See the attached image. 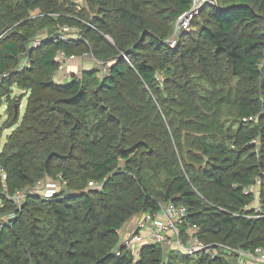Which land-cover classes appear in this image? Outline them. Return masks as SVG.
<instances>
[{
	"label": "trees",
	"instance_id": "obj_1",
	"mask_svg": "<svg viewBox=\"0 0 264 264\" xmlns=\"http://www.w3.org/2000/svg\"><path fill=\"white\" fill-rule=\"evenodd\" d=\"M76 1L0 0V264H240L225 247L264 251V0H217L175 47L192 0ZM73 29L82 37L63 40ZM59 53L105 66L60 85ZM48 180L51 198L14 200ZM162 206L184 207L182 239L195 227L218 253L144 244L137 259L119 232Z\"/></svg>",
	"mask_w": 264,
	"mask_h": 264
},
{
	"label": "built area",
	"instance_id": "obj_2",
	"mask_svg": "<svg viewBox=\"0 0 264 264\" xmlns=\"http://www.w3.org/2000/svg\"><path fill=\"white\" fill-rule=\"evenodd\" d=\"M193 5L189 12L185 13L183 16L180 17L179 20L183 18H190V15L198 14L203 7L207 6H214L218 5L217 0H192ZM66 32H69V28L66 27ZM72 36L69 34L62 35V39L67 41L68 39H71ZM180 35L176 33L170 40V45L172 47H175L179 42ZM41 40H37V42L34 44V47L38 46ZM71 59V58H69ZM69 59L64 55V53H59L55 61L60 64L59 73L55 77V81L57 84L63 85L70 81L71 74L67 73L65 66L69 63ZM28 65V57L23 62V66ZM6 77V76H3ZM3 79V78H2ZM1 81V78H0ZM0 176H3L5 178V173L3 169H0ZM262 184L261 179H257L254 185H251L247 190L248 193H255L257 196L259 195V187ZM42 190L38 191H23L18 193L14 200L16 203L21 204L25 198H27L30 194L32 195H40L41 197H44L45 199H49L52 197L51 193L44 194ZM259 206V202L257 199L256 207ZM187 215V210L184 207H175V206H162V210L159 214L156 215L155 218H151V216H147L148 219L152 220V234H150V241L153 242L154 245H160L162 247L172 248V250H175L177 252H180L182 254L186 255H194L197 253H200L202 251H206L208 255L214 256L218 253L217 250L209 249L207 246H204L201 244L198 239L196 238L197 229L195 227L189 228L188 233V240L184 241L181 237L180 222L185 219ZM139 230V229H135ZM142 229H140L141 231ZM133 232L129 239H124L122 241V245L126 247L129 250H132V252L135 254L136 258L139 257V253L137 252V245L140 244H150L145 243V241L142 239L141 232ZM140 248V247H139ZM225 249L228 252H232L239 255L240 264H264V251L261 249H258L256 253L252 254L249 252H245L243 250H234L229 247H225ZM117 255H120V252H117Z\"/></svg>",
	"mask_w": 264,
	"mask_h": 264
},
{
	"label": "rangeland",
	"instance_id": "obj_3",
	"mask_svg": "<svg viewBox=\"0 0 264 264\" xmlns=\"http://www.w3.org/2000/svg\"><path fill=\"white\" fill-rule=\"evenodd\" d=\"M218 2V1H217ZM76 4L81 5L83 4V0H79L76 1ZM206 7H203V9L198 13V14H193L190 15V18H183L181 20H178L177 24H176V31L178 35H183V34H191V32H195L197 27H193V20L196 18V16H198ZM70 35L72 36V38H80L82 37L79 33L78 30L73 29L72 33H70ZM105 65L99 61H97L93 55L89 54V55H85L84 57H78V58H71L69 59V63L65 66L67 73H70L71 76H73L74 74L80 76L81 73L84 71V68L86 70L88 69H92V68H98V69H102ZM23 95V91L18 89V88H13V94H12V99L15 102H19V100H21ZM5 101V100H4ZM27 105V97L23 99V101L21 102V115H20V119L23 117L25 111H26V106ZM8 120V110H7V102L5 101L2 105L0 104V128L2 127V125ZM12 129L6 130L4 132L2 141H1V146L4 145V143L7 140V137L9 135H11ZM60 184L58 183H53L51 180L47 181V184L45 185V188L42 189V192L44 194L47 193H53V192H60ZM41 192V193H42ZM140 221V218L138 219ZM138 223V222H137ZM150 223L152 224V220L148 219V217L144 218V222L143 224L146 225H150ZM130 225H133L132 221L130 220L129 222H127V224L124 226V230L121 231L120 235L124 238L126 237V239H129L132 232H139L140 230H135V228L130 229V230H126L125 228ZM1 227V225H0ZM143 239V238H142ZM149 239V238H147ZM145 241V239H143ZM146 243V241H145ZM144 244H140L137 245V252H140V249L142 248ZM140 247V248H139ZM168 249V248H167ZM168 251V250H167ZM168 254V253H167ZM138 259V258H137Z\"/></svg>",
	"mask_w": 264,
	"mask_h": 264
},
{
	"label": "crops",
	"instance_id": "obj_4",
	"mask_svg": "<svg viewBox=\"0 0 264 264\" xmlns=\"http://www.w3.org/2000/svg\"><path fill=\"white\" fill-rule=\"evenodd\" d=\"M84 70H86L85 68H84ZM5 144V143H4ZM140 218V221L138 220ZM144 218H145V216L144 215H138V216H135L133 219H131V221H132V223H133V225H130L129 227L127 226L125 229L128 231V230H130V229H133V228H137V229H142L140 232H141V235H142V238L143 239H145V241H146V243H150V244H153V242L152 241H150L149 239H151L150 238V234H152V232H153V230H152V225H146V224H143V222H144ZM138 222V223H137ZM133 227V228H132ZM124 230V228L121 230V231H123ZM121 231L119 232V233H121ZM133 233V232H132ZM132 235V234H131ZM121 236V235H120ZM121 238H122V241L126 238V237H122L121 236ZM147 238H149V239H147ZM164 249L167 251H171L172 250V248H168L167 249V247H164ZM173 251V250H172Z\"/></svg>",
	"mask_w": 264,
	"mask_h": 264
},
{
	"label": "water",
	"instance_id": "obj_5",
	"mask_svg": "<svg viewBox=\"0 0 264 264\" xmlns=\"http://www.w3.org/2000/svg\"><path fill=\"white\" fill-rule=\"evenodd\" d=\"M16 108H17V110L19 109V107H18V106H17Z\"/></svg>",
	"mask_w": 264,
	"mask_h": 264
}]
</instances>
